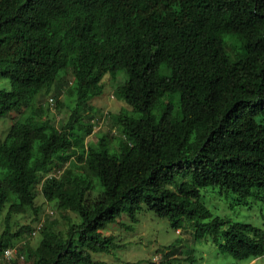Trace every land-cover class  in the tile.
Here are the masks:
<instances>
[{"label":"trees","instance_id":"16d2710c","mask_svg":"<svg viewBox=\"0 0 264 264\" xmlns=\"http://www.w3.org/2000/svg\"><path fill=\"white\" fill-rule=\"evenodd\" d=\"M67 68V120L34 109L0 139V251L29 229L12 232L8 221L34 207L48 166L81 148L82 170L68 165L40 183L79 220L64 233L43 224L38 244L20 248L29 264H99L92 253L118 246L101 229L125 209L132 221L144 209L175 228L185 219L195 239L234 258L264 253L262 228L212 215L200 200L215 186L264 204V0H0V75L10 82L0 117L31 109ZM119 72L115 91L130 106L113 114L122 135L85 146L86 104Z\"/></svg>","mask_w":264,"mask_h":264},{"label":"rangeland","instance_id":"374dc122","mask_svg":"<svg viewBox=\"0 0 264 264\" xmlns=\"http://www.w3.org/2000/svg\"><path fill=\"white\" fill-rule=\"evenodd\" d=\"M72 76V70L65 69L48 88L37 92L31 109L12 110L6 116L0 117V139L5 137L15 120L32 114L34 109L40 117H48L56 125L66 121L75 104V95L69 87ZM124 78L122 72L117 73L115 78L105 74L102 78V93L87 102L82 113L85 146L89 144L96 146L100 136L114 143L122 135L113 114L119 112L122 107L130 109L115 91ZM2 88L9 89L10 82L0 75V89ZM81 157L82 149L77 148L76 153L70 158L71 163L54 160L36 185L34 207L11 215L8 223L12 232L22 226H28L29 229L24 228L21 235L9 240V246L15 253L12 259L6 261L7 264H29L20 257V248L24 244L32 247L38 244L41 233L32 236L30 229L39 219L43 218L44 225H49L62 233L69 221L79 220L76 212L61 210L54 201H47L40 191V183L45 176L60 175L68 165L82 170L84 164ZM88 193L89 197L96 194L95 191ZM200 200L212 215L250 223L264 230V204L253 196L240 198L237 194H224L218 187L208 186L200 190ZM6 210L7 204L0 212V235L6 226ZM136 218L132 221L125 209L115 222L108 223L102 228L103 234L112 233L115 236L118 246L109 252L92 253L93 260L99 261V264H264V253L252 258H234L221 252L209 237L195 239L191 226L185 219L181 220L178 228H175L167 218L159 217L149 209L140 211Z\"/></svg>","mask_w":264,"mask_h":264},{"label":"built area","instance_id":"2783aa9c","mask_svg":"<svg viewBox=\"0 0 264 264\" xmlns=\"http://www.w3.org/2000/svg\"><path fill=\"white\" fill-rule=\"evenodd\" d=\"M44 223V219L41 218L37 221V223L34 225V227L31 229L30 234L32 236L36 235L37 233H39V230L41 229V227L43 226ZM15 250L10 247V246H6L4 247L1 251H0V264L3 261H9L10 259H12V257L14 256V252ZM21 258H23V255H20Z\"/></svg>","mask_w":264,"mask_h":264},{"label":"bare ground","instance_id":"6f19581e","mask_svg":"<svg viewBox=\"0 0 264 264\" xmlns=\"http://www.w3.org/2000/svg\"><path fill=\"white\" fill-rule=\"evenodd\" d=\"M17 248V247H16Z\"/></svg>","mask_w":264,"mask_h":264}]
</instances>
